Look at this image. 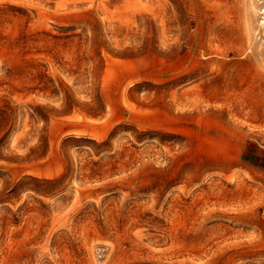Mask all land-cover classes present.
<instances>
[{
  "label": "rangeland",
  "instance_id": "374dc122",
  "mask_svg": "<svg viewBox=\"0 0 264 264\" xmlns=\"http://www.w3.org/2000/svg\"><path fill=\"white\" fill-rule=\"evenodd\" d=\"M0 264H264V0H0Z\"/></svg>",
  "mask_w": 264,
  "mask_h": 264
}]
</instances>
